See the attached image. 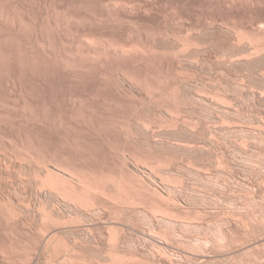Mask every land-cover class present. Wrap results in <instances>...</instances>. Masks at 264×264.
I'll list each match as a JSON object with an SVG mask.
<instances>
[{
  "label": "rangeland",
  "instance_id": "1",
  "mask_svg": "<svg viewBox=\"0 0 264 264\" xmlns=\"http://www.w3.org/2000/svg\"><path fill=\"white\" fill-rule=\"evenodd\" d=\"M262 19L0 0V264H264Z\"/></svg>",
  "mask_w": 264,
  "mask_h": 264
},
{
  "label": "bare ground",
  "instance_id": "2",
  "mask_svg": "<svg viewBox=\"0 0 264 264\" xmlns=\"http://www.w3.org/2000/svg\"><path fill=\"white\" fill-rule=\"evenodd\" d=\"M256 24V23H255ZM256 29H258V32H259V30L261 31L260 33H263V35H264V20L262 19L261 21H259L258 20V22H257V26H256ZM231 30V29H230ZM238 32V31H237ZM239 35V34H238ZM240 35H241V33H240ZM224 37V36H223ZM226 37V36H225ZM238 37H240V36H238ZM244 36H242V38H243ZM235 38V37H234ZM245 38V37H244ZM262 38V37H261ZM231 39V38H230ZM240 39H241V37H240ZM238 40V39H237ZM259 40H260V38H259ZM227 41V40H226ZM239 41H241V40H239ZM244 41H246L247 42V40H244ZM257 41V40H256ZM233 42V41H232ZM243 42V41H242ZM250 42V41H249ZM258 42V41H257ZM260 42H261V40H260ZM260 42H258V43H260ZM264 42V41H263ZM229 43V42H228ZM231 43V42H230ZM257 43V44H258ZM235 44V43H234ZM247 44V43H246ZM255 44V46H256V43H254ZM236 45V44H235ZM237 45H238V43H237ZM250 45H252L251 43H250ZM247 46H249V44H247ZM233 47V46H232ZM237 47V46H236ZM241 47V46H240ZM250 47V46H249ZM248 47V49H250ZM255 48V50L257 51L256 53H260V54H263V55H258V54H256V53H254L255 55H258V57L257 58H261V60H262V58L264 57V46L262 47L261 46V43L259 44V46L257 45L256 47H254ZM225 49V48H224ZM229 49V48H228ZM236 50V49H235ZM251 50V49H250ZM242 51V50H241ZM246 54V53H245ZM262 56V57H261ZM248 57H250V56H248ZM234 58V57H233ZM236 58V57H235ZM250 58H252V57H250ZM229 59V58H228ZM232 59V58H231ZM249 59V58H248ZM232 61V60H231ZM254 61V60H253ZM259 61V60H258ZM257 62V61H256ZM255 62V63H256ZM227 65V64H226ZM261 65V64H260ZM257 69V68H256ZM261 72V71H260ZM263 74H264V71L262 72ZM258 75H259V73H258ZM260 76V75H259ZM263 78V77H262ZM262 93H264V92H262ZM262 95H264V94H262ZM260 122V121H259ZM262 122H264V121H262ZM261 124V123H260ZM263 124V123H262ZM259 141V140H258ZM220 233V232H219ZM220 235H221V233H220ZM220 235H218V236H220ZM224 236V235H223ZM222 237V236H221ZM225 237V236H224ZM224 237L222 238L223 240H224ZM221 238H220V240H222ZM226 254V253H225Z\"/></svg>",
  "mask_w": 264,
  "mask_h": 264
}]
</instances>
